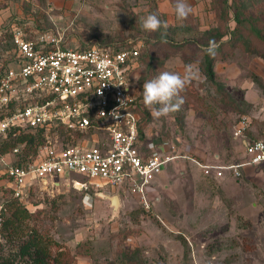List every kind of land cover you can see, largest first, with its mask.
Instances as JSON below:
<instances>
[{
    "label": "rangeland",
    "instance_id": "1",
    "mask_svg": "<svg viewBox=\"0 0 264 264\" xmlns=\"http://www.w3.org/2000/svg\"><path fill=\"white\" fill-rule=\"evenodd\" d=\"M215 2L222 11L219 5L226 2ZM226 6L227 19L219 27L229 32L223 37L225 44H215L220 52L215 77L210 79L201 67L203 55L184 58L185 64L194 62L189 65L194 75L181 93L184 103L179 110L155 119L142 100V129L149 142L179 137L195 154L212 157L218 153L231 161L244 153L241 140L231 136L240 116L250 118L255 133L264 130V47L250 52L251 44L257 45V34L264 36V0H239L236 9ZM170 11L162 0H0V63L12 59L6 32L15 19L58 32L66 48L137 45L141 66L134 87L142 98L144 82L163 71L181 75L185 71L176 45L151 46L158 39L182 41L183 35L176 37L163 26L155 32L140 27L141 18L149 14H156L162 24L176 23L175 12ZM161 13L165 14L162 18ZM214 15L204 10L206 21ZM236 21L241 40L229 45ZM257 27L261 33H256ZM84 137L88 145L95 143L90 135ZM31 152L28 149L26 154ZM184 163L169 164L157 176L154 185L159 199L149 213L137 209L130 193L103 186L102 191L121 198L119 214L112 217L108 200L92 194L94 190L86 194L69 186L72 178L84 181L78 174L59 176L57 186L51 187L50 181L34 185L26 199L17 201L31 213L27 229L36 228L58 242L52 251H62V264H264V170L245 168L246 176L239 179L207 183L197 175L196 166ZM3 169L0 161V205L4 208L14 198L5 187ZM18 237L0 229V264H30L17 255L3 261L16 250Z\"/></svg>",
    "mask_w": 264,
    "mask_h": 264
},
{
    "label": "built area",
    "instance_id": "2",
    "mask_svg": "<svg viewBox=\"0 0 264 264\" xmlns=\"http://www.w3.org/2000/svg\"><path fill=\"white\" fill-rule=\"evenodd\" d=\"M31 25L12 22V59L0 63V161L12 197L26 199L34 185L50 181L51 187L57 186L59 176L78 174L84 181L72 178L69 186L86 194L102 191L103 186L120 188L149 213L159 199L156 177L169 164L190 162L214 182L264 166V140L249 135L251 120L246 115L231 132L245 142L244 157L237 162H204L179 137L149 142L140 133L143 104L134 87L139 46L66 48L58 32ZM61 128L80 136L73 144L64 143ZM37 131L44 142L35 154L15 162L25 143L6 150L5 141ZM86 135L95 143L88 145ZM1 209L2 205L0 220Z\"/></svg>",
    "mask_w": 264,
    "mask_h": 264
},
{
    "label": "trees",
    "instance_id": "3",
    "mask_svg": "<svg viewBox=\"0 0 264 264\" xmlns=\"http://www.w3.org/2000/svg\"><path fill=\"white\" fill-rule=\"evenodd\" d=\"M173 4L175 5L176 0H171ZM219 1V0H218ZM226 2H222L219 6L222 7V11L217 8V22L219 23L215 28L212 29H207L204 30V32L198 33L197 38L195 39V42L191 41H182V43H174L170 40H165V39H158L152 43L151 46L155 49H159L161 47L160 45H165L169 46V44H174L176 45V54L179 55L182 63H185L184 58H189V57H194L198 59L201 55L204 56L205 60L203 61L204 65L201 67L205 69L206 74L210 79H213L215 77L214 74V65L218 61V55H219V47L215 48V56H209L204 49H206L209 46L210 42H214L215 44H219V46L222 44H225V41H223V37H225V34H227L229 31L225 27L220 28L219 25L225 22L224 18V12L228 11V5L229 6H234L238 4L239 0H223ZM234 9L236 7L234 6ZM188 19V17H187ZM239 23L236 21V25L233 29L230 31V38L228 44H236V42H239L241 40L240 33L237 30ZM222 27V26H221ZM170 30V29H169ZM256 33L262 32V29L260 27H257L255 29ZM235 32H238L236 34ZM9 35V40H10V33L6 32ZM235 34V35H234ZM223 41V42H221ZM226 42V43H227ZM255 42L257 45L252 46V51L247 47V49L252 52V53H257L259 51L257 49L260 47H264V36L261 34H257L255 37ZM123 45H116L114 46L115 48H121ZM205 48H202V47ZM241 46H243V43L241 42ZM170 47V46H169ZM86 48V47H85ZM182 49V50H181ZM261 55V53H260ZM264 56V55H263ZM264 58V57H263ZM195 60V59H194ZM192 62V61H190ZM151 63V62H150ZM139 64L141 66V58L139 56ZM138 67L134 68V71H137ZM142 114V112H141ZM144 127V123L140 124V133L142 135V128ZM59 133L61 135V138L63 139L64 143L67 144H73L80 134L78 132H72L70 133L69 130H65L63 128L59 129ZM249 135H253L256 137H259L264 140V130L255 133L253 128L251 127L248 131ZM45 138L42 134L41 131H37L34 133L31 132H26L21 135H18L16 137H10L8 138L5 143H4V149L8 150L12 146L20 143H25L22 152L20 153V156L15 158V162L19 163L22 161V158L25 156L26 152L28 149H31L33 154L36 153L37 148L44 142ZM261 170H264V166H261ZM240 178V177H239ZM235 178V179H239ZM90 190H88L89 192ZM93 191V190H92ZM92 194H95L93 191ZM14 198V197H13ZM18 199L14 198L7 202L5 204L4 208L2 206L1 209V220H0V229L3 230L4 232H7L8 234H12L13 237H18L17 239V248L14 251L13 254H8L6 255L3 259V261H8L11 255L14 256H22L26 257L27 259L30 260V264H62V251L60 250L58 253L54 254L53 253V248L54 247H59V244L56 240L52 239L51 237L44 235L37 231L36 228H29L27 229V224L26 221L30 217L31 213L29 212L27 206H23L17 201ZM138 210H141L144 212V210L138 205ZM0 263H3L0 261Z\"/></svg>",
    "mask_w": 264,
    "mask_h": 264
},
{
    "label": "clouds",
    "instance_id": "4",
    "mask_svg": "<svg viewBox=\"0 0 264 264\" xmlns=\"http://www.w3.org/2000/svg\"><path fill=\"white\" fill-rule=\"evenodd\" d=\"M175 16L178 21H183L191 14L192 8L187 0H176ZM167 28V24H162L156 14H149L140 21V27L145 32H155L161 27ZM216 45L210 42L204 51L209 56H215ZM193 72L191 67H187L183 75L169 71L160 72L155 78L143 83L142 100L155 119L168 116L171 112L179 110L184 103L181 93L192 82Z\"/></svg>",
    "mask_w": 264,
    "mask_h": 264
},
{
    "label": "crops",
    "instance_id": "5",
    "mask_svg": "<svg viewBox=\"0 0 264 264\" xmlns=\"http://www.w3.org/2000/svg\"><path fill=\"white\" fill-rule=\"evenodd\" d=\"M157 3L161 0H156ZM163 1V6H165V8L167 9H172V11H170L171 13L175 12L174 10V4L171 0H162ZM216 0H187V3L190 4L191 8H192V12L191 14L188 16V19H185L183 21H177L176 23H174L173 21H167L165 22L168 26L167 29H170V31H173V33L171 32V34H174L176 37L177 36H182L183 35V40L182 41H191V42H195L196 40V36H198V33L200 32H204V30L207 29H212L215 28L217 26V4L215 2ZM160 4V3H159ZM217 5V6H216ZM216 6V7H215ZM198 7V8H197ZM195 8H197L195 10ZM212 10L213 13H215L214 17L212 18V20H207L209 22L206 21L207 18H205L203 16L204 10ZM158 10V9H157ZM161 11V10H160ZM164 13H161V18L164 17ZM210 17V16H209ZM164 24V23H163ZM165 28V27H164ZM187 34H190V36H186ZM181 40H179L178 38L175 39V41L173 40L174 43H182ZM202 48H205L204 46ZM193 63V64H192ZM189 62V64H185L183 68L186 69L187 67H189V65H194V62L192 61ZM194 67V66H193ZM217 68V67H216ZM218 71V70H216ZM143 123V121H142ZM143 131V129H142ZM232 132V131H231ZM143 134L146 137V133L143 131ZM232 136V134H231ZM148 138V137H146ZM233 138V137H232ZM182 141L186 144V142L183 140V138H181ZM234 139V138H233ZM234 140H238V139H234ZM241 143L243 144L242 140ZM187 145V144H186ZM191 151L193 152V150L191 149ZM244 154V153H243ZM243 154L241 155V157H238L236 160H231V161H225L224 159L221 158L220 154L218 153H214L212 155V157H207V156H200L198 154H195L193 152V155H195L196 157H198L199 159L203 160L204 162L207 163H220V164H224V163H231V162H237L243 159ZM183 164V163H182ZM179 164V165H182ZM180 173L184 171V168L182 166H180ZM184 167H185V163H184ZM186 168V167H185ZM249 168H246V170ZM246 170L243 171L242 176H244L246 174ZM197 175L205 180V182H214L212 180H210L209 178H205L200 174V170L198 169L197 171ZM241 176V177H242ZM246 176V175H245ZM230 178H234L232 176H227L226 178L222 179L221 181H225L228 180ZM155 185L158 184V179L156 177V180L154 182ZM121 200V198H120Z\"/></svg>",
    "mask_w": 264,
    "mask_h": 264
},
{
    "label": "water",
    "instance_id": "6",
    "mask_svg": "<svg viewBox=\"0 0 264 264\" xmlns=\"http://www.w3.org/2000/svg\"><path fill=\"white\" fill-rule=\"evenodd\" d=\"M245 144V142H243ZM96 196L106 199L109 201V204L111 206V216L115 217L119 214L120 207H121V200L118 194H109L102 191H97L95 193Z\"/></svg>",
    "mask_w": 264,
    "mask_h": 264
}]
</instances>
